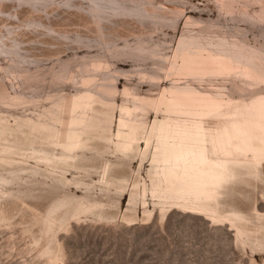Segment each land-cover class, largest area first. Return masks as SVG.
I'll list each match as a JSON object with an SVG mask.
<instances>
[{
    "label": "rangeland",
    "instance_id": "1",
    "mask_svg": "<svg viewBox=\"0 0 264 264\" xmlns=\"http://www.w3.org/2000/svg\"><path fill=\"white\" fill-rule=\"evenodd\" d=\"M263 96L264 0H0V264H264V148L192 210L156 136Z\"/></svg>",
    "mask_w": 264,
    "mask_h": 264
},
{
    "label": "bare ground",
    "instance_id": "2",
    "mask_svg": "<svg viewBox=\"0 0 264 264\" xmlns=\"http://www.w3.org/2000/svg\"><path fill=\"white\" fill-rule=\"evenodd\" d=\"M259 100L260 103L257 107L243 108L242 111L230 108L221 111L216 108V114L219 116L221 122L220 127L216 130L203 127L201 113L197 111L193 112L195 115L194 121L190 123L183 122L182 120L188 114L184 108H180L177 111L169 110V122H165L157 127L156 136L161 147L160 152L164 158V162L171 163L172 172L180 178H192L190 190L182 187V191L178 192L177 197L178 200L189 203L190 209L204 210V206L199 200L201 194L197 193L190 196V193L195 192L203 178H207L210 181L209 185L211 187L209 191H214V186L220 175L222 173L226 175L228 171L227 163L230 155H232L231 151L233 148H237L244 154L250 153L255 161L262 159L260 151L264 148V139L257 141L259 142V147H257L258 145H248L247 147L245 145L250 140H253L251 138L253 131L263 130L261 124L264 123L261 122V119L264 117V103L261 102L264 101V96ZM137 110V108L132 111L123 110L125 117L120 121L119 127L125 129V131L119 134V140L124 147H130L136 140L135 133L137 127L135 120L138 117ZM68 128L71 127L69 126ZM68 128L66 129L67 131ZM71 130L74 133L79 129L73 127ZM66 137L63 139H66ZM148 143L149 140L144 139L146 146H148Z\"/></svg>",
    "mask_w": 264,
    "mask_h": 264
}]
</instances>
